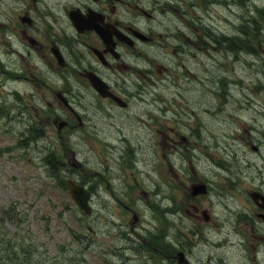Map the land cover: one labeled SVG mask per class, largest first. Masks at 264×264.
<instances>
[{"label": "rangeland", "instance_id": "rangeland-1", "mask_svg": "<svg viewBox=\"0 0 264 264\" xmlns=\"http://www.w3.org/2000/svg\"><path fill=\"white\" fill-rule=\"evenodd\" d=\"M186 1H188L187 4H185ZM236 2L237 0H213V12L210 13L212 15L211 18L214 22L220 21V26H222L220 28L225 31L237 30L236 26L241 22L239 13L237 12H242L244 4L232 5ZM256 2L264 7V1ZM189 3L200 7L198 0H176L168 10L170 15L166 14V16H161L156 20L157 30L165 32L169 36L172 35L177 25L182 24L188 28L198 27L192 24L186 16H182L181 13H178L177 16V12ZM228 5H231V7ZM253 12H255L254 3H247L243 12L244 16H256ZM186 13L188 14L187 11ZM170 20L173 21L172 24H170ZM255 26L257 35L254 33L251 34L253 36L249 34L242 36L240 39L242 45L237 47L236 50H230L231 53L228 54L220 46L211 47L209 59L205 57L207 52H204L199 60L195 58L198 64L191 57H187L184 61L185 65L191 69H198V72L187 71L188 75V73H185L186 71L183 72L178 69L181 75L177 77L173 74V76L175 80L182 82L184 88H187L185 92L189 97H192L195 91L207 96L212 92L209 87L211 86L210 82H213V84L218 83L219 78L221 79L222 75L216 67L217 59H220L219 68L225 75L223 77L224 95L219 101L221 103L224 102V105L225 103L228 105L227 108L226 106L224 109L220 108L219 112L222 115L217 117V119L222 120V117H227L226 119L230 120V128L227 129L225 127L222 130H210V133H207L210 137L209 149L208 151L204 149V151L213 154L219 160L221 167L225 166L226 168L240 172L238 188H250L252 190L259 186L264 190V80L262 81V78L259 77V75L264 74V70L261 69V64L264 62V18H260ZM226 32L232 34L230 31ZM3 36L0 32V46L5 47ZM248 36L251 38L250 48L257 49V51L249 50L245 47ZM154 45L155 43L150 44V55L152 56L153 53H156L159 60H164L161 45ZM19 59L17 57L19 67L14 71L23 70L26 66L27 61ZM177 59H180V57L178 56ZM236 59L238 60V69L236 66H232L233 61ZM183 60L184 58L180 60L181 63ZM206 70H209L208 73H206ZM203 75L205 76V84L199 81V77L202 78ZM180 76L183 78H179ZM26 81V79L23 80V82ZM163 84V88L155 85L157 87L156 92H153V89H151V94L156 97V100H152L151 103H155L156 106L153 109L150 108L149 111L151 118L150 127L147 126L146 128L144 126L146 117L142 118L139 122L141 128L139 135L141 137L142 133L146 136V130L150 129L149 141L144 144L143 148L136 145L132 147L134 153L132 160L136 163L134 170L138 173L137 180L133 184L137 185L138 182L144 183L146 189V195L136 191L125 196L128 199L130 211L143 201V206L137 207L139 220L134 224L132 223V214L128 213L129 211L127 210L124 212L119 208L121 206L114 207L111 212L97 207L90 218L78 210H74V201L65 187L66 185L62 186L57 180L52 182V178H47L49 175L48 170L40 162L39 156L41 152L36 148L35 143H32L28 148L19 147L17 144L20 137L19 131L25 128L31 130L26 120L18 121L15 116L18 124H15V128L8 132L7 126L3 124L0 116V232L7 233L12 239L23 242L26 245H31L32 242H39L41 247H37L38 256L36 259L44 264H47V257L54 260L55 254L62 258L64 257L66 245L70 240L68 226L72 230L73 228L79 230L78 233L87 234L85 247L82 249L85 250L86 264H116V261H111V226L113 225V223L111 225V220L113 222L114 220H119L120 214L121 216L124 215L128 231L133 232L131 228L135 227L137 231L150 234L158 239L164 237V197L162 185H158L157 182L163 177L164 161L167 163L171 158L162 157L163 139L158 126L162 120V115L171 114L172 110L178 109L180 104L184 105V103L181 95L178 94L179 90L183 92V89H180L178 85L172 86L171 89H174L172 94H176L178 97L169 102L168 94L170 93H166L168 92L166 89L170 86L169 79H165ZM29 85L36 89L31 84L22 82L12 83V87L21 91L18 101L21 104L24 102L29 103V105H26L29 110L28 117L36 118L37 116L33 108H31L29 97L25 94L31 90ZM231 86H235L237 93L234 90L231 94L229 93ZM50 87L51 85H47L45 89H50ZM244 89H247L250 93L256 91L257 96L248 94L244 96ZM161 97L164 100L167 99V107L170 109H160L159 104L163 102ZM238 99L242 100L243 103H236ZM44 101L42 100L41 102L43 103ZM8 105L10 104L7 103L6 106ZM23 105L25 106V104ZM256 108L258 109L255 111ZM229 109L234 110L232 117L227 116ZM45 118L46 114H43V119ZM13 122L15 123V120ZM30 136L31 132L28 134V137ZM32 137L37 143V136L33 134ZM196 138L201 139L202 133H197ZM67 144L57 142V153L67 152L69 156L78 159L79 144L74 139H71ZM255 147L256 150L253 149ZM183 152L182 171L190 174L188 169H185L184 162L190 163L188 157L192 154V149L187 148V151ZM72 160L73 158H69L68 163L72 162ZM179 166L180 162H178L176 167L178 170ZM167 167L173 170L174 166L168 164ZM195 168L201 176L211 170L210 161L199 160L195 163ZM190 177H195V174L191 173ZM123 182L131 184L132 181L126 179ZM226 182L230 187L236 185V180L232 181L228 179L223 181L224 184ZM184 183L189 184V178ZM218 189L223 188L218 186ZM125 197L121 196V194L118 196V198ZM122 203H126V201ZM13 206H17L22 211L18 217L7 211ZM119 209L123 212L119 211ZM79 221L88 222L90 225H93L95 232L92 230L86 232L85 230L89 228L83 229L82 225H79ZM227 233L228 230L226 228L200 229L201 237H199V234H192V236L198 237L192 247L195 252H201L204 256L217 254L220 258H224L225 246L223 245V240L224 236L227 237ZM247 233L252 237V242L255 243L249 244V249L253 251L252 255L255 257V263L264 264V227L255 229L252 234L253 236L249 230ZM134 236L137 235L134 234ZM237 240L239 238L233 233L232 241ZM253 245L257 247L256 250L253 249ZM42 248H44V252ZM104 248H106V251L103 250ZM233 254L231 264H238L237 257L235 256V254H238L237 251H233ZM81 260L83 264L84 258L82 257ZM1 264H7L5 259Z\"/></svg>", "mask_w": 264, "mask_h": 264}, {"label": "flooded vegetation", "instance_id": "flooded-vegetation-1", "mask_svg": "<svg viewBox=\"0 0 264 264\" xmlns=\"http://www.w3.org/2000/svg\"><path fill=\"white\" fill-rule=\"evenodd\" d=\"M119 4L120 0H0V32L4 35L5 44V47L0 46V51L16 62V67H19L17 56L27 61L23 70L16 71L23 78L36 83H44V80L38 74H33L34 62L49 67H54L57 62L65 63L61 94L66 97L68 104L63 96L55 98V102L47 101L46 105H42L48 111L45 121H57L61 118L69 123V120L79 116L78 127L84 134L82 144L92 149H116L115 152L110 149L103 151L101 163L117 183L119 193L128 196L136 191L146 194L143 184L138 182L135 188L133 184L137 180V172L134 170L136 163L131 159L130 146L134 143L138 122H135V116L129 112V108L130 97H135L134 90L138 79L134 77L135 68L130 61L133 57L139 58L134 49L136 43L145 48L144 40H148L151 43L147 45L146 51H150V44L157 41V37L162 34L157 31L155 21L158 16L152 12L153 9L139 13L135 8L123 5L128 11L119 12ZM96 25H99L98 29L102 27L110 33L109 42L97 32ZM119 34L125 38L131 37L133 45L126 44ZM237 63L236 59L232 66L238 69ZM137 68L140 69V66ZM164 69H168L167 65H164ZM91 76L103 81V91L94 86ZM233 90L237 93L235 88ZM243 94H248L247 89H244ZM253 95L255 94L251 96ZM116 97H121L122 100ZM236 103H241V100H236ZM197 105L207 114L206 124L202 120H195L193 111L182 110V115H164L160 129L164 148L171 146L177 149L181 144L178 137L182 133L198 128H215L213 99L207 96V99L198 101ZM164 110H168L166 103ZM72 126L67 125L73 131L76 125ZM88 132L99 135L89 138ZM89 164L95 168L96 174L97 163L90 161ZM86 165V162L79 164L80 179L88 188L98 192L102 185L99 181L93 182L97 179L96 175ZM212 167L210 162L211 170L207 174H216ZM231 174L239 177L240 172L232 170ZM126 179H130L131 184L123 182ZM174 190V198L179 208L175 211L165 209L164 212L178 232L176 235L166 234L164 239L154 243H149L146 237L141 236L142 241L149 245L145 251L146 245L139 244L142 254L153 256L154 264H214L215 261V264H220L218 258L211 255L207 257V261L199 256H196L197 261L192 259L191 240L183 228L193 232L205 224L229 228L230 233L239 238L237 241H232V237L227 238L228 250L225 251L222 264H231L235 250L238 253L235 254L238 264H257L252 255L253 251L249 249V244L254 242L247 232L249 230L252 235L257 226L264 222V210L258 205L260 200L248 196L250 190H246L248 195H243L240 200L231 194L230 189H215L212 190L213 194L197 196L186 193L182 185ZM110 192L115 198L116 193L112 190ZM261 192L264 193V190L261 189ZM115 202L118 203L117 200ZM237 202L240 204L236 205ZM212 203L224 206L216 217L208 209ZM125 209L130 211L126 205ZM138 234L143 235L142 232ZM255 248L253 245L254 250ZM181 252L183 256L180 255ZM199 260L202 261L199 263Z\"/></svg>", "mask_w": 264, "mask_h": 264}, {"label": "trees", "instance_id": "trees-1", "mask_svg": "<svg viewBox=\"0 0 264 264\" xmlns=\"http://www.w3.org/2000/svg\"><path fill=\"white\" fill-rule=\"evenodd\" d=\"M202 2L204 0H201ZM253 0H249L250 3H252ZM255 9L257 11V13L262 12V16L264 18V7L260 8V6H256L255 5ZM259 15V14H258ZM261 16V17H262ZM260 16H247V20H246V25L244 27V33H248L249 29L253 30L256 29V22L259 20ZM198 25L200 28H206L208 30L212 31L206 36L205 39H207L206 44H211L213 45H228L231 48L236 47L237 45H241L242 43H240L238 37H228L229 34H227L226 31L221 30V28H217V26H214L213 22H211L209 19L207 18H199L198 20ZM255 35H257V29L255 31ZM250 37H247V42H246V46H251V41H250ZM260 78H262V81L264 80V74L259 75ZM47 162H49L52 165V168H54V164L55 163V158L54 156L51 154L50 156L47 157ZM3 242V241H0ZM7 253V260L10 262V264H21L20 260H17L18 255L20 254H24L25 255V249H22V252H17V254L14 253V251H5ZM3 258L2 257V250H0V259ZM73 264H79L77 262H73Z\"/></svg>", "mask_w": 264, "mask_h": 264}, {"label": "water", "instance_id": "water-1", "mask_svg": "<svg viewBox=\"0 0 264 264\" xmlns=\"http://www.w3.org/2000/svg\"><path fill=\"white\" fill-rule=\"evenodd\" d=\"M68 187L70 189L71 194L73 195L74 199L76 200L77 204L82 207L87 213H91V207L88 203L90 198V194L84 190L83 187L74 183L73 180L67 181ZM194 193H199L205 191L204 184H196L193 186ZM254 197H259L258 194H252ZM263 202L261 203L262 207L264 208V197H262Z\"/></svg>", "mask_w": 264, "mask_h": 264}, {"label": "bare ground", "instance_id": "bare-ground-1", "mask_svg": "<svg viewBox=\"0 0 264 264\" xmlns=\"http://www.w3.org/2000/svg\"><path fill=\"white\" fill-rule=\"evenodd\" d=\"M154 43H155V42H154ZM261 69L264 70V62L261 64ZM247 93H248V95H252V94L254 93V94H255L254 96H255V97L257 96L256 91H254L253 93H250V92H248V90H247ZM244 102H245V101H244ZM241 103H243L242 100H241ZM257 109H258V108H256L255 111H256ZM262 110H263V109H262ZM262 110H261V111H262ZM258 111H259V110H258Z\"/></svg>", "mask_w": 264, "mask_h": 264}]
</instances>
